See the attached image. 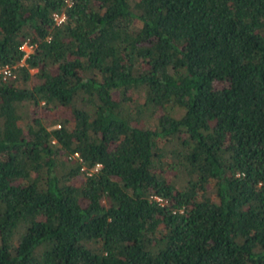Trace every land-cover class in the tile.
Wrapping results in <instances>:
<instances>
[{"label":"trees","instance_id":"1","mask_svg":"<svg viewBox=\"0 0 264 264\" xmlns=\"http://www.w3.org/2000/svg\"><path fill=\"white\" fill-rule=\"evenodd\" d=\"M4 65L0 264H264V0H0Z\"/></svg>","mask_w":264,"mask_h":264},{"label":"built area","instance_id":"2","mask_svg":"<svg viewBox=\"0 0 264 264\" xmlns=\"http://www.w3.org/2000/svg\"><path fill=\"white\" fill-rule=\"evenodd\" d=\"M54 19L57 21V23H60L65 15L64 13H53ZM21 48L25 50L24 57L27 56L32 51V46L27 44L26 42L21 45ZM0 75H3V78H6L8 76H13V70L12 67L9 65H4L0 67Z\"/></svg>","mask_w":264,"mask_h":264}]
</instances>
